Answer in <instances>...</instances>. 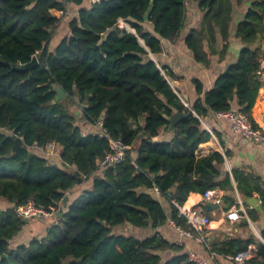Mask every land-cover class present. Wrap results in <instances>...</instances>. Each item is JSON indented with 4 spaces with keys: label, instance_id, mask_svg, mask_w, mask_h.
Returning a JSON list of instances; mask_svg holds the SVG:
<instances>
[{
    "label": "trees",
    "instance_id": "obj_1",
    "mask_svg": "<svg viewBox=\"0 0 264 264\" xmlns=\"http://www.w3.org/2000/svg\"><path fill=\"white\" fill-rule=\"evenodd\" d=\"M89 1L0 0V200L11 204L0 207V264H196L184 245L159 231L170 221L189 229L179 206L191 193L224 191V211L238 204L237 193L243 199L258 194L264 209L260 177L238 168L230 173L219 151L198 154L211 138L199 117L237 109L253 121L262 86L256 71L264 52L243 47L208 91L195 79L199 98L190 107L162 71L165 67L151 57L163 50V39H180L187 0H153L149 13L152 0ZM194 1L202 19L184 41L194 59L208 66L210 56H225L234 5L245 0ZM73 5L78 10L69 17ZM63 20L69 34L53 49V31ZM120 20L133 31L119 27ZM263 34L264 0H252L236 37L252 44ZM46 44L43 63L13 67L30 62ZM58 87L66 96L55 102ZM176 112L187 116L172 129V138L155 140ZM99 120L114 138L130 145L124 162L101 171L109 143L84 129V123ZM141 132L145 135L138 137ZM17 137L24 145L12 154ZM49 141L61 146L60 166L32 147ZM75 171L90 187L59 217L55 214L57 222L44 236L14 245L27 224L15 208L30 200L43 208L64 202L67 191L82 184ZM248 214L252 221L259 218L254 208ZM125 224L147 234L114 232ZM242 225L249 226L247 219ZM261 235L263 241L255 235L212 240L211 250L235 255L255 244L245 264H264V229Z\"/></svg>",
    "mask_w": 264,
    "mask_h": 264
},
{
    "label": "crops",
    "instance_id": "obj_2",
    "mask_svg": "<svg viewBox=\"0 0 264 264\" xmlns=\"http://www.w3.org/2000/svg\"><path fill=\"white\" fill-rule=\"evenodd\" d=\"M251 1L252 0H245L242 4L234 5L233 19L230 24L229 48L223 58L220 54L210 56V64L208 66H204L194 59L184 41L185 35L189 29L199 26L202 19V12L199 10L197 2L194 0H187V7L188 3L194 4L195 16L192 17L191 20L186 19V28L182 32L180 39L176 41L163 39V50L158 54H151L153 60H155L161 68L162 66L165 67L162 71L169 74V82L172 84L185 105L191 107L194 101L199 98L195 79L200 80L203 84L204 90L208 91L214 87L217 77L225 72L229 65H232L237 61L240 50L243 47L247 46L253 49H260L264 52V34L252 44L243 43L238 37H236L238 23L243 19ZM89 2H91V0ZM235 2L236 1L234 0V3ZM71 8L70 12L67 13L69 17L77 13L78 10L75 5L71 6ZM55 13L58 16L62 14L61 12ZM66 31L69 30L66 28ZM221 43L222 41L219 42V45ZM219 49L220 47L218 46V50ZM237 104L238 102L235 100L233 102V107L236 108ZM252 117L253 121L257 125H264V86H261L259 89L256 103L252 109ZM199 118L201 120L202 127L211 134L210 140L199 146V155H206L212 151H219L225 157V169L230 173L232 170L238 168L247 174H253L260 177L264 182V144L255 143L238 134H235L227 120L218 119L213 113ZM82 120H84V118ZM84 129L87 133L96 132L95 125L89 123H84ZM172 136V129L168 126L159 131L155 140L168 141L172 138ZM32 147L33 149L38 150L35 146ZM43 155L45 156L46 154ZM49 156L56 164L62 162L60 155L59 158L57 156ZM89 187L90 183L83 181L79 186L67 191V206H65L63 202L62 209L66 210L68 205L73 203V201L80 196L82 191ZM218 194L221 196V203L216 204L218 205V208L213 209L212 211H208L206 209L211 217V222L203 229L208 247L206 244L200 243L194 238L182 235L180 229L176 227L172 221L159 228V231L169 240L180 245H184L188 252H194L204 259H210L211 264H235L229 262L219 254L212 258L211 241H217L218 239L221 240L226 236H241L246 238L250 235H255L263 241L261 232L264 229V212L262 211L264 209L258 194H254L253 197L258 198L259 202L254 205H250L241 197L239 193H237L238 204L240 199L244 201L243 205L239 206V210H242L245 217L239 220H229L225 215L226 211L223 210L224 203L222 198L225 192L218 190ZM162 202L164 205H168L164 198L162 199ZM204 204L203 194L194 192L189 195L187 201L183 205V208L189 209L194 206ZM10 206V203L0 200V207L8 208ZM251 208L256 209L259 213V218L256 221H252L249 217L248 210ZM58 217L55 214H52L43 218L27 220V224L24 226L22 231L14 238L13 244L18 245L21 243H28L34 237L44 236L46 234V229L51 224L56 223ZM246 219L249 226L243 227L242 223ZM122 226L124 227V225ZM140 234L145 236L143 234L147 233L141 232ZM251 248L256 250L257 247L255 244H252Z\"/></svg>",
    "mask_w": 264,
    "mask_h": 264
},
{
    "label": "built area",
    "instance_id": "obj_3",
    "mask_svg": "<svg viewBox=\"0 0 264 264\" xmlns=\"http://www.w3.org/2000/svg\"><path fill=\"white\" fill-rule=\"evenodd\" d=\"M91 1L96 2L98 0ZM256 74L259 82L262 86H264V57L260 59ZM213 114L218 119L227 120L235 134H238L255 143L264 144V125L259 126L256 124L255 126L252 119L241 111L237 109H229L216 111ZM95 128L98 136L100 138H105L109 143V151L106 153L105 157L100 160L99 170H105L124 162L128 156L130 145L126 144L120 138H114L110 132L103 127L102 120L96 122ZM34 146L47 156L60 155L61 152V146L55 141H49L45 146ZM218 190L219 189L208 190L205 194H203V201L205 202L204 205H197L189 209H184L183 206H179L181 214L186 217L187 224L189 225V229L179 228L182 235L194 238L198 242L204 243L207 246L203 229L211 222V217L209 212L206 210L205 205L207 202H211L213 204L221 203V196L218 194ZM156 192L160 195L157 190ZM62 203L63 202L61 201L57 206L43 208L42 206L37 205L33 200H30L25 205L15 208V211L21 218L26 220L43 218L61 212L63 208ZM243 203L244 201L240 199L239 204L233 206L230 210L225 212L226 217L229 220H239L244 218L245 214H243L242 210H239V206H242ZM253 252L254 250L250 246L248 250L239 252L235 255L227 254L221 256L229 262H233L235 264H245V262L252 257ZM211 253L212 258L218 255L217 252L212 250ZM189 258L196 264H211L210 259H204L194 252H189Z\"/></svg>",
    "mask_w": 264,
    "mask_h": 264
},
{
    "label": "water",
    "instance_id": "obj_4",
    "mask_svg": "<svg viewBox=\"0 0 264 264\" xmlns=\"http://www.w3.org/2000/svg\"><path fill=\"white\" fill-rule=\"evenodd\" d=\"M152 8H153V0L151 1L148 13L152 10ZM145 18L147 19L148 15H145ZM46 49H47V44L44 46V48L42 49V51L39 54L35 55L32 58V60L30 62H28L25 65H13V67L18 68V69H21V68L22 69H31V68L35 67L36 65H38L39 63H43L45 61ZM65 96H66L65 91L61 87H58V95L56 96L54 101L57 102L59 100H62V99H64ZM76 113L78 114V112H76ZM186 116L187 115L184 114V113H180V112L174 113L170 117V125H169V127L171 129H173L177 125L178 121L181 118L186 117ZM134 128L137 129V126H134ZM143 135H145V132H141L138 137H141ZM23 145H24L23 138L17 137L15 139V145L12 148V154L16 153L18 151V149L21 148ZM74 175L78 177L79 183L83 182V179L80 177V173L78 171H75ZM245 201L248 204H250V205H254V204H257L259 202L258 198H255V197H247L245 199ZM67 202H68V197H65V200H64V205L65 206H67ZM205 206H206V209L208 211H212L213 209H217L218 208V205L213 204L211 202H207ZM57 216H60V214L57 213Z\"/></svg>",
    "mask_w": 264,
    "mask_h": 264
},
{
    "label": "rangeland",
    "instance_id": "obj_5",
    "mask_svg": "<svg viewBox=\"0 0 264 264\" xmlns=\"http://www.w3.org/2000/svg\"><path fill=\"white\" fill-rule=\"evenodd\" d=\"M92 2V1H91ZM194 4H191V3H188V7H187V16H188V20H191L192 17L195 16V8L193 6ZM66 21L61 23V25H59L54 31H53V38H52V41H51V44L49 45V47L51 48H55L58 43L61 41V39L69 34V31H66ZM119 27H125V28H128V30H132V28L129 26V24L127 22H125L124 20H120L119 22ZM133 31V30H132ZM76 112H78V116L81 115V109H76ZM81 117V116H80ZM58 158H59V155H56ZM57 214V213H56ZM54 215V214H53ZM139 231V230H138ZM114 232L115 233H122L124 235H130V234H135L137 235L138 237H142V235L140 234L141 231L138 233L136 231H134L132 229V227L130 228V225H124L123 226H118L114 229ZM144 235V234H143Z\"/></svg>",
    "mask_w": 264,
    "mask_h": 264
},
{
    "label": "bare ground",
    "instance_id": "obj_6",
    "mask_svg": "<svg viewBox=\"0 0 264 264\" xmlns=\"http://www.w3.org/2000/svg\"><path fill=\"white\" fill-rule=\"evenodd\" d=\"M140 39V38H139Z\"/></svg>",
    "mask_w": 264,
    "mask_h": 264
}]
</instances>
